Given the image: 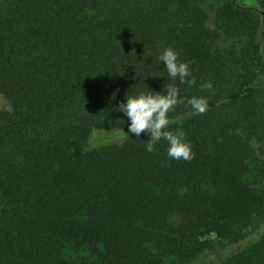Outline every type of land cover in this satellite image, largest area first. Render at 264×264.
Segmentation results:
<instances>
[{
	"label": "trees",
	"instance_id": "obj_1",
	"mask_svg": "<svg viewBox=\"0 0 264 264\" xmlns=\"http://www.w3.org/2000/svg\"><path fill=\"white\" fill-rule=\"evenodd\" d=\"M224 2L212 27L206 0H0V264H264V0ZM168 84L169 118L208 100L170 125L191 161L112 110Z\"/></svg>",
	"mask_w": 264,
	"mask_h": 264
},
{
	"label": "clouds",
	"instance_id": "obj_2",
	"mask_svg": "<svg viewBox=\"0 0 264 264\" xmlns=\"http://www.w3.org/2000/svg\"><path fill=\"white\" fill-rule=\"evenodd\" d=\"M159 59L165 64L168 75L180 83H187L192 86L196 83L192 77L191 70L187 62H179L178 54L172 48H166L159 56ZM189 77H192L189 79ZM201 90H211L213 85L211 81L201 84ZM166 94L153 95L140 94L138 96L127 95L126 103L122 102L114 111H120L127 115L130 120L128 132L139 137L142 133H147L150 139L147 140L146 150L153 152L156 142L160 140L167 141L169 147L167 155L171 159L191 161L194 153L191 151V145L184 139L183 131L173 132L170 129L172 124L182 123L185 116L201 115L208 110V100L206 97L192 96L187 100V105L191 108L190 112L169 118V113L173 112L180 104H184V99L179 97V89L168 84L165 86ZM126 136L128 134L126 133Z\"/></svg>",
	"mask_w": 264,
	"mask_h": 264
},
{
	"label": "rangeland",
	"instance_id": "obj_3",
	"mask_svg": "<svg viewBox=\"0 0 264 264\" xmlns=\"http://www.w3.org/2000/svg\"><path fill=\"white\" fill-rule=\"evenodd\" d=\"M208 3V7H209V23L210 25L213 26H217L218 25V9L220 8L221 4H225V0H206ZM162 54V52L160 54H158L153 60H151L152 62H154L156 64V71H166V67L165 64L159 59V56ZM252 147L255 151V154L253 155L252 159L250 160V164H249V169L250 171H252V167H253V163L254 160L256 158H260V154H261V150H262V146L260 144L259 141H253L252 142ZM244 180H246L247 182H252L253 178L251 175H247ZM214 236V235H212ZM64 250L65 256L69 257V258H77V259H82L83 258H88V252L85 251L83 245L81 246H73V245H69L67 246Z\"/></svg>",
	"mask_w": 264,
	"mask_h": 264
}]
</instances>
